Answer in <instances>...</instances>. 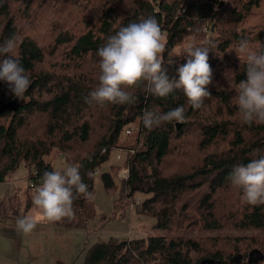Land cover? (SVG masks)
<instances>
[{
  "label": "trees",
  "instance_id": "1",
  "mask_svg": "<svg viewBox=\"0 0 264 264\" xmlns=\"http://www.w3.org/2000/svg\"><path fill=\"white\" fill-rule=\"evenodd\" d=\"M56 1L0 0V45L18 38L16 54L32 80L24 99L0 81L1 105L17 101L16 108L0 106V183L25 165L36 188L44 171L56 170L48 156L64 153L68 164L82 165L93 198L74 200L75 219L55 223L85 226L95 215L98 169L114 149H123L129 178L118 185L114 172L121 165H113L101 174L105 188L121 187V198L126 192L145 194L137 211L155 218L153 228L175 233L96 243L84 264H201L204 258L264 264V238L208 234L264 231V205L242 203V192L230 181L237 166L264 157V124H244L235 104L238 83L246 79L245 61L235 49L241 39L254 50L264 46V0H59L65 6L59 17L39 12ZM152 16L167 37L163 67L170 78L186 62L182 49L189 39L212 45V98L194 110L181 89L161 98L141 85L127 89L137 97L133 105L86 103L84 97L99 82L97 51L107 37ZM178 106L185 108V123H164L151 131L143 126L144 111ZM136 121L138 136L122 146Z\"/></svg>",
  "mask_w": 264,
  "mask_h": 264
},
{
  "label": "clouds",
  "instance_id": "2",
  "mask_svg": "<svg viewBox=\"0 0 264 264\" xmlns=\"http://www.w3.org/2000/svg\"><path fill=\"white\" fill-rule=\"evenodd\" d=\"M166 45V34L154 16L120 27L97 51L101 74L97 87L84 97L85 102L99 106L105 103L133 105L137 97L127 89L143 85L146 93L161 98L181 89L192 109H200L206 99L212 98L208 89L213 80L209 64L212 45L186 44L182 49L186 62L177 67L176 76L171 78L163 67ZM17 47L15 35L0 45V56L5 57L0 60V81L8 84L15 97L24 99L32 80L16 54ZM235 52L246 64V79L238 83L235 96L242 122L249 126L253 122L264 124V46L254 50L248 39H241ZM173 121L186 122L183 106L167 112L146 110L142 117L143 126L149 131ZM81 167L69 164L63 170L44 171L32 197L41 217H18L17 230L30 234L41 220L55 223L75 219L74 200L93 198L88 185L83 182ZM230 181L242 192V203L264 205V157L237 166L230 175Z\"/></svg>",
  "mask_w": 264,
  "mask_h": 264
},
{
  "label": "rangeland",
  "instance_id": "3",
  "mask_svg": "<svg viewBox=\"0 0 264 264\" xmlns=\"http://www.w3.org/2000/svg\"><path fill=\"white\" fill-rule=\"evenodd\" d=\"M73 4L74 1H71L66 8L72 10ZM44 7V10L39 9V12L56 14L59 17V9L65 6L58 0L56 6L46 4ZM190 42L194 43V39H189L186 44ZM137 130L138 121L134 123L130 133L126 130L127 135L123 137L122 146L135 141L138 136ZM121 150L123 149H114L110 159L98 169L95 176V215L85 226L66 227L41 220L30 234L18 231L16 225L18 217H41L39 209L34 205L29 206V201L32 204L35 187L31 185L28 168L22 165L10 180L0 183V264H84L87 250L96 243L175 233L153 228L155 218L137 211L136 206L146 197L145 194L137 192L129 197L126 192L123 199L121 187L111 191L105 188L101 174L110 171L113 165H121L114 172L119 185L120 170L126 165V153L125 151L122 153ZM119 153L121 157L118 156ZM48 160L54 163L56 170H63L69 165L65 154L58 150L53 151ZM219 232L225 236L264 238L262 230L234 229L208 231V234L217 235Z\"/></svg>",
  "mask_w": 264,
  "mask_h": 264
},
{
  "label": "water",
  "instance_id": "4",
  "mask_svg": "<svg viewBox=\"0 0 264 264\" xmlns=\"http://www.w3.org/2000/svg\"><path fill=\"white\" fill-rule=\"evenodd\" d=\"M16 100L12 101V102H9V103H6V104H2L1 105V101H0V106H1V109H5L7 107H10V108H16L15 107V104H16ZM201 264H219V262H217L214 258H204L201 262Z\"/></svg>",
  "mask_w": 264,
  "mask_h": 264
},
{
  "label": "built area",
  "instance_id": "5",
  "mask_svg": "<svg viewBox=\"0 0 264 264\" xmlns=\"http://www.w3.org/2000/svg\"><path fill=\"white\" fill-rule=\"evenodd\" d=\"M132 129H133V127H129L128 129H127V132L128 133H130L131 131H132ZM120 150V149H119ZM122 151V153L124 152L123 150H121ZM121 153H119V157H121V155H120ZM129 175H130V169L125 165L124 167H122L121 168V170H120V174H119V176H120V178H119V180H125V179H128L129 178ZM31 185L34 187V185L31 183Z\"/></svg>",
  "mask_w": 264,
  "mask_h": 264
}]
</instances>
